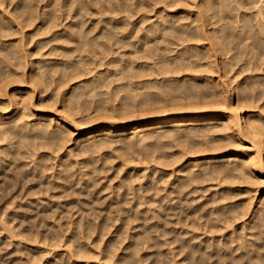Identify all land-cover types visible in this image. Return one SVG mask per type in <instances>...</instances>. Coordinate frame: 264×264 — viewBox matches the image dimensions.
<instances>
[{"label":"bare ground","instance_id":"6f19581e","mask_svg":"<svg viewBox=\"0 0 264 264\" xmlns=\"http://www.w3.org/2000/svg\"><path fill=\"white\" fill-rule=\"evenodd\" d=\"M0 191V264H264V0H0Z\"/></svg>","mask_w":264,"mask_h":264},{"label":"rangeland","instance_id":"374dc122","mask_svg":"<svg viewBox=\"0 0 264 264\" xmlns=\"http://www.w3.org/2000/svg\"><path fill=\"white\" fill-rule=\"evenodd\" d=\"M45 35L41 36V38H44ZM114 170L107 172L106 174H102L99 177L104 176L105 178L102 179V182L98 183L95 188H93V192L95 194V196L98 198V201L96 203V206L98 209L103 208L104 204L109 205L112 201L111 198L115 197L114 193H116L119 190V187L117 186L118 184V178L114 181H109L111 177H113V175H117V173H114ZM107 175V176H106ZM110 185H113L115 191H112V187H110ZM138 185V181L135 182V186ZM1 193V191H0ZM153 198H158V193L155 191L152 194ZM75 196H71V197H67L65 198L66 201L70 198H74ZM155 205L158 206V204L160 203L159 201H155L153 202ZM125 208H130L131 205L130 204H124ZM103 213V215H110L114 217L113 222H109L104 224L103 226H96L95 221H93V223H91V225H89V227H83V231L86 235H91L93 238L92 239H87V240H83V241H87V242H93L94 240H97L98 243L97 245H101L104 248L107 245H113V249L117 252V253H121L122 252V248H125L126 246H128V244L131 242L133 235L135 233H137L139 231V226H137V222L135 224H126V223H122L121 221H116L115 215L116 212L114 213H107L106 211L102 210L100 211ZM93 215H87V218H92ZM170 220H172V218H169ZM166 228L168 230H173V228H177V226L174 223H169ZM53 229H58V227H53ZM63 230L67 233L69 230H71L70 228H68V226H63ZM161 230L158 229H154V231L152 232V236H154V238H156V236L160 235V239H164V237H162ZM172 234H168L167 238L171 237ZM160 241V240H159ZM177 245L178 243H171L169 245H158V246H154L152 245L151 247L148 246L147 243H144L142 245H140V250H139V254L143 257V259L145 260L144 264H149L152 262H156L155 264H172L171 260L174 256V252H177ZM56 249H61V248H56ZM161 252V255L158 252ZM19 256V255H18ZM16 253L12 252V247L9 246L6 242H2V240L0 239V258L6 260L7 262H10L12 258H16L18 257ZM21 257L26 260V258L28 256H26L25 254L21 255ZM104 261H113L110 258H106ZM5 264H9V263H5ZM31 264H36L34 262V260L32 259Z\"/></svg>","mask_w":264,"mask_h":264}]
</instances>
